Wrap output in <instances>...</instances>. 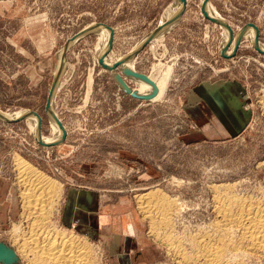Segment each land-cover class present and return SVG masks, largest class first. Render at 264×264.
I'll return each mask as SVG.
<instances>
[{"label":"rangeland","instance_id":"374dc122","mask_svg":"<svg viewBox=\"0 0 264 264\" xmlns=\"http://www.w3.org/2000/svg\"><path fill=\"white\" fill-rule=\"evenodd\" d=\"M174 1L0 0V110L35 111L45 136L51 134L45 103L58 51L91 25L114 29L106 56L110 60L131 59L134 71L155 80L168 74L159 98H131L98 64V36L88 33L68 45L66 67L53 93L54 114L66 133L61 143L42 146L23 119H0V241L18 257V239L32 222L25 216L18 162L53 183L56 195L43 207L46 224L87 238L93 264H109L108 243L102 234L89 238L61 222L71 187L95 190L97 214L105 228L101 232L126 237L125 255L132 264H176L161 235L152 230L160 232L159 224L139 208L140 197L159 195L177 203L171 216L175 224L166 231L183 236L185 245L217 221L219 200L225 195L264 202V56L242 36L234 54L222 57L227 32L203 17L202 0H187L177 26L135 49L162 23L163 11ZM209 4L233 30L227 52L231 54V44L247 24L257 26L258 42L264 45V0ZM116 72L122 74V69ZM123 77L130 87H137ZM216 80L243 87L242 108L249 119L231 136L216 135L220 125L207 120L203 106H197L195 87ZM248 261L264 264L256 255ZM18 264L31 263L19 257Z\"/></svg>","mask_w":264,"mask_h":264},{"label":"bare ground","instance_id":"6f19581e","mask_svg":"<svg viewBox=\"0 0 264 264\" xmlns=\"http://www.w3.org/2000/svg\"><path fill=\"white\" fill-rule=\"evenodd\" d=\"M182 7L183 6L180 0L171 2L163 11L162 23L175 17L181 11ZM205 11L210 17L223 20L209 4V2L205 5ZM179 20L177 19L167 27L163 28L155 38L162 37L166 32L174 27ZM88 29L91 30L90 33H94L98 36L95 49L97 57L99 58L107 51L109 31L103 26L96 24L91 25ZM224 31L225 33L227 32L228 41V31L226 28H224ZM79 37L81 36H78L77 38ZM243 37L247 38L252 46L255 44V30L252 26H246L243 32ZM144 39H141L138 44L136 43L137 46H134L135 49L141 45ZM227 41L225 40L223 44ZM73 43L74 40L69 42L70 45ZM233 45L234 43L231 44V48ZM258 47L264 52L263 44L258 42ZM66 50V48L62 47V49L58 51L57 55L55 73L58 71V68H60L58 76L59 79L64 73L66 67V64L64 63L65 60L63 58ZM226 55H230V52L226 51ZM108 57L104 58V63L106 65H112L117 60L112 61L109 59L110 57ZM122 60L123 62L120 66L121 69L134 71L131 59H120V61ZM109 73L111 76L114 75V71H109ZM125 77L137 84V87L135 88L129 86L133 92L141 95H147L153 89L152 85L141 78L134 76ZM167 77V73L162 74L158 80L149 77L152 82L154 81L153 83L157 89V94L152 100L159 98L163 94L167 84ZM56 88H58V86H56ZM54 89L50 98V111L53 113H55L52 99ZM47 113L51 130V134L49 136L38 133V118L26 109H20L13 112L0 110V119L3 121L23 119L30 128V131L33 132L34 139L45 144L57 143L61 139L62 130L54 121L51 113ZM17 164V170L20 174L19 177L21 178L20 181L25 185V192L22 194V201L26 214L25 216L32 220L29 232L25 234V236L23 235L24 233H21L22 236L18 239L20 241L18 243L19 257L26 258L31 264H93L91 259L93 252H91L90 248L92 245L87 238L70 232L71 230L69 232H60L57 230L58 228L53 225L46 224L47 220L45 221V219H47V217H44L43 215V207H45V204L49 202L48 199H51L56 195L53 190V183H51L49 179L43 177L41 173L39 174L33 168L31 169L29 164L27 165L19 162ZM216 189H218V187H216ZM222 191H226V189H223ZM152 198L153 201L151 200ZM219 199L220 198H218V200ZM46 200L47 202L45 203ZM219 201L220 205L217 207V210L215 209L218 217L217 221L210 224L209 228H207L209 230L205 233H203V231V234H196L189 237L187 245H185L186 243L184 244V242L186 240L184 241V239H182L183 236H173L172 233L166 231V229L172 228V224H175L172 222L173 219L171 220V216L172 212L178 210V206L175 207L177 203L174 204L173 199L171 201L165 197H159V195L158 197L151 195L150 197H140V199H138V203L140 204L139 208L144 215L149 218L150 221L152 220L154 222L155 219V224L157 221V224H159L158 226L162 229V231L164 230L162 233L160 229V233L158 229H154L155 227L152 228L155 232V236L161 235L159 236L161 242L168 245L167 249H169L176 258V264H248L247 261L251 258V256L254 257L256 255L264 258V202L257 199L253 200V198H238L228 194L225 195L223 200ZM49 203H51V201ZM179 211L182 210L180 209ZM129 229L130 232L133 233L131 226ZM170 231L172 232V230ZM19 235L17 234V236Z\"/></svg>","mask_w":264,"mask_h":264},{"label":"crops","instance_id":"0c3cea01","mask_svg":"<svg viewBox=\"0 0 264 264\" xmlns=\"http://www.w3.org/2000/svg\"><path fill=\"white\" fill-rule=\"evenodd\" d=\"M195 92L200 98L197 106H203L207 120L216 121L220 125L221 132L216 135L231 136L239 132L248 121V113L242 108L241 96L244 91L239 84L225 80L206 81L199 83ZM97 198L95 190L69 188L64 198L61 222L89 238L95 239L102 234L108 243L111 257L109 264H132L125 255L128 249L126 237L110 232L108 236L106 231L101 232L104 227L101 223L102 216L97 214Z\"/></svg>","mask_w":264,"mask_h":264},{"label":"water","instance_id":"95a60500","mask_svg":"<svg viewBox=\"0 0 264 264\" xmlns=\"http://www.w3.org/2000/svg\"><path fill=\"white\" fill-rule=\"evenodd\" d=\"M180 2L182 3V6H183L182 9H181V11L175 17H173L171 20H168V21H166L164 23L159 24L150 34H148L146 36V38L144 39V41L139 46L140 48L144 47L151 40H153L156 37V35L163 28L167 27L169 24H171L175 20H177V19L179 20L180 19L181 15H182V12H183V10H184V8L186 6L187 0H180ZM207 2H209V0H202L201 1L200 11H201L203 17L205 19H207L209 22L214 23L215 25L222 26V27L226 28L227 31H228V34H229V40H228L227 44L224 47H222L221 48V51H220L222 57L228 58V57H230V55L234 54V52L236 51V49L239 46V43H240L241 38L243 36V32H244V30H245V28H246L247 25L252 26L253 29L255 30V41H254L255 44H254V49L259 54H261V55L264 56V52L261 51L259 49V47H258V34L259 33H258L257 26L254 25V24H247V25H245L244 27H242L240 29V31L237 33V36H236V39H235V44H234V47L232 49L231 54L230 55H226L227 47L231 43V40L233 39V30H232V28L230 27V25L227 22H225L223 20L215 19L213 17H210L206 13V11H205V5H206ZM96 25L103 26L104 28H106L109 31V37H108V43H107V51L97 59L98 64L103 69H105L107 71H114V75H112V78H113L114 82L118 85V87L125 94H127L131 98L137 99V100H152L155 97V95L157 94V89H156L154 83L149 79V77H147L144 74L138 73L137 71H133V70H129V69L128 70L127 69L126 70L125 69H122V74L116 72V69L117 68H121L120 66H121L123 60L122 61L118 60L115 63H113L112 65H106L104 63V58L107 56V54L109 53V51L111 49V46H112L114 29L111 26H108V25L103 24V23H98ZM90 31L91 30L87 28L84 31H82L78 36H83L85 34H88V33H90ZM76 38L74 37L70 41H68V43L64 46V48L67 49L69 42L75 40ZM136 53L137 52L135 51L132 55H135ZM63 58H64V56H63ZM125 59H127V58H125ZM59 72H60V68H58V71L55 73L54 80H53V82L51 84V87L49 89V92H48V95H47V100H46V103H45V111L51 113L54 121L59 126V128L62 130V136H61L60 141H58L57 143L45 144V143H42L41 141H39V144H41L42 146H46V147L53 146V145H56L58 143H61L64 140L65 134H66L65 133V129H64L61 121L57 118V116L53 112L50 111V98H51V95H52V92H53L55 83L57 81V78L59 76ZM123 75H125V76H134V77H138V78L143 79L144 81H146L147 83H149L150 85H152V87H153L152 91L149 94H147V95H141V94H138L136 92H133L131 90V88L129 87V85L126 83ZM32 113L38 118V133H40V131H41V117L35 111H32ZM17 120H22V119H17ZM17 120H6V121L7 122H10V121H17ZM18 262H19V257L17 256L15 250L9 244H7L6 242L0 241V264H18Z\"/></svg>","mask_w":264,"mask_h":264}]
</instances>
